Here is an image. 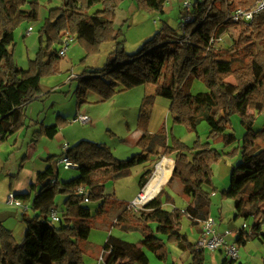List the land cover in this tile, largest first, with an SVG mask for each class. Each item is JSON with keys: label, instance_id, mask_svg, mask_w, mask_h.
Segmentation results:
<instances>
[{"label": "trees", "instance_id": "trees-1", "mask_svg": "<svg viewBox=\"0 0 264 264\" xmlns=\"http://www.w3.org/2000/svg\"><path fill=\"white\" fill-rule=\"evenodd\" d=\"M121 1L63 0L60 6L50 8L38 31V51L28 67L21 68L12 59L4 38L12 40L14 29L22 21H37L40 4L38 0H0V146L8 137L28 127L26 107L41 96V79L60 72L61 59L52 46L59 43L61 32L74 35L86 57L97 54L104 42L116 41L113 20ZM135 1L138 9L159 13H163L167 2ZM255 1L195 0L188 12L193 19L179 33L164 24L134 54L125 53L122 41H116L113 58L103 67H87L75 77L79 96L93 93L102 102L141 84L168 89L172 125L183 124L196 134V139L187 145L164 124L149 133L147 110L153 104V96L147 95L141 101L137 119L141 132L135 141L139 152L119 159L105 144L81 139L68 146L63 154L81 172L64 182L57 179L53 156H47V166L37 171L30 191L14 193L19 199H31L29 209L21 213L27 236L17 242L11 230L0 223L1 264H84V244L93 222L108 218L111 209L120 210L110 222L111 228L123 232L139 230L142 238L133 243L108 235L100 247L104 264H149L147 251L165 261L170 243L190 254V264H204V249H196L187 234L181 232V219L186 216L191 226H198L210 216V195L217 192L213 165L224 156L236 154L239 161L231 166L229 185L219 194L222 199L233 200V220L252 219L249 225L243 222L246 227L237 228L236 244L245 246L252 240L264 243V123L254 127L256 114L264 111V11L256 14L250 24L224 20L229 11L252 7ZM96 5L100 9L89 13ZM228 26L240 27V33L234 40V49L223 58L220 48L215 49L210 40L213 32L220 34ZM194 79L201 81L206 90L193 93ZM197 106L208 110L198 115ZM232 114L239 117L244 127L240 142L230 131ZM200 120L206 121L211 142L200 140L196 129ZM67 122L60 115H56L52 124L36 122L33 142L41 137L53 139ZM236 141L237 146L229 152L214 147L217 143L229 146ZM157 155L172 156V173L165 186L139 210L127 208L126 202L105 192L108 181L126 176L132 167L145 164ZM21 168L20 164L18 171ZM146 173L139 178L140 189L147 183ZM174 182L180 184L181 193L190 196L191 201L182 209L168 210L163 205L174 204L167 191ZM82 184L86 188V200L76 191ZM58 195H64V201L59 221L55 223L49 212L56 208ZM88 203H97L95 211H91ZM234 262L224 258L222 264Z\"/></svg>", "mask_w": 264, "mask_h": 264}, {"label": "rangeland", "instance_id": "rangeland-1", "mask_svg": "<svg viewBox=\"0 0 264 264\" xmlns=\"http://www.w3.org/2000/svg\"><path fill=\"white\" fill-rule=\"evenodd\" d=\"M62 1L63 0H38L40 4L39 19L37 21H22L14 29L12 40L4 38L9 50L12 51V59L19 67L27 68L30 60L35 57L39 48V25L41 22L43 23L44 18L47 16L48 10L50 8L60 6ZM171 6L172 8L170 11L165 12L164 10L163 13L147 12L138 9L135 0H122L115 10L113 26L117 33L116 41H122L124 52L127 54L136 53L143 46L144 42L151 39L155 33H157L161 27H163L164 24L179 33L181 31V19L183 16L187 15L189 11L188 9L183 8L177 0H170V3L167 4V8H170ZM96 9H100V5L92 7L89 13H92ZM28 28H31L32 32L26 34V30ZM239 33L240 27L238 26H228L223 30V32L220 33L227 35L219 46L220 50L222 51L223 58H227V55L234 49L233 43ZM116 41L106 43L104 42L97 54L86 57L83 48L80 46L78 41L75 40L68 47L66 55L63 58L60 57V72L56 75L43 77L40 81V85L47 86L48 88L56 85L57 83H60V87L55 91H45L41 89V97L29 105L25 111L26 123L29 124L26 129L31 128V135L32 132L37 129L35 122L36 119L39 120V122L41 120L48 122L49 119L55 117V113H61L62 117L63 115L68 117L67 120L69 122L58 129L59 131L61 129L62 133L66 134L64 140L57 139V136L53 137L54 139H44L50 146L49 153L53 156L52 162H55V171L57 170L58 172L57 179L59 182L67 181L77 176L81 172V170H78L75 167L64 169L62 166L57 165V160L59 157L63 156L66 150L62 147L64 142L68 141L70 144L69 146L74 145L81 139L103 143L109 148L112 154L119 159H126L132 156L135 152H139L140 147L137 145L134 139L137 133L140 134L141 132L137 128V119L141 101L143 97L147 95L153 96V104L149 105L147 110V131L149 133L157 131L161 125L164 124L168 131L172 129V133L187 145H191L196 139V134L189 131L183 124L172 125L171 116L168 111L170 101L168 96H170V92L168 89L158 87L154 84H141L135 86L126 91L119 92L117 95L115 94L106 102H96L95 100L97 98L100 99V97L96 94H92L87 99L88 102H80L81 99H86L88 93L84 97L79 96L76 91V79L74 78L71 80V83H69L68 80H66L67 74L74 73L79 75L87 67L91 69L103 67L108 60L113 58L112 52L115 49L114 44ZM45 44L46 43L43 41L42 45L45 46ZM58 46L59 43H56L52 47L57 50ZM83 57L84 61H81ZM205 90L206 88L201 81L197 79L192 81L191 91L193 93ZM98 103L101 104L98 105ZM206 108L207 107L205 106H197L196 113L201 115L204 111L208 110ZM77 113L86 114L87 116L89 115L91 118V123L83 125L78 122L71 121L73 116ZM230 120V131L235 133L237 141L240 142L243 137L244 127L240 123V119L237 115L232 114L230 116ZM263 123L264 111L256 114L254 127L259 128ZM196 129L201 141L211 142L207 137L209 127L205 120H200ZM29 139L30 138L27 139L23 146H21L22 140H19L20 146L14 153V157L16 158L17 162L15 166V159L12 158L9 161L7 168H3L5 157L8 155L6 152L0 153V219L3 218V223L10 227V230L12 229L11 233L17 242L18 240L16 235H19V226L20 224H24L21 221V213L23 210L18 208V206H8L9 204L6 202V198L11 189L22 190L23 188H27L26 192L30 191L31 184L33 182L30 183L28 180L27 168L24 169L23 165L27 167L26 164L28 163L30 166H32L38 164V162L29 160L28 156H30V148H28L27 145L30 143ZM237 141L229 146H223L222 143H217L214 144V147L222 150L223 152H229L237 146ZM40 146L41 143L37 146H34V148ZM45 153L47 152L43 153L42 158L46 159L48 154ZM162 158L163 156L157 155L154 157V159H151L145 164H139L132 167L126 176L108 181L105 185V192L113 193L117 199L128 204L138 194V179L140 175L143 172H146V170H149L150 175L148 176V179L153 176L156 171V165H158ZM238 161V154L235 156L229 155L224 156L213 165V182L217 187V192H215L217 194L214 196L210 195L212 198L210 215L219 222L218 212L219 210L221 211V215L224 218V226L219 222L220 229L231 230L240 228L243 222L249 225L252 221V219H248L246 221L243 219L233 220L232 216L235 209L232 200L230 198L222 199L219 194L221 189L228 187L231 166H234ZM20 164L22 165V168L18 171V166ZM14 167H16L17 171L12 170ZM23 169L24 171L21 173ZM172 189L175 191L174 194H176V207L180 209L184 208V203H186L189 197L181 193V186L178 184V182H174L172 184ZM21 201L23 203L30 204L31 199H21ZM63 201L64 195H58L55 198V206L57 208L58 214H61L62 212ZM88 206L92 211H95L96 207L93 204H88ZM28 212L30 213V210H28ZM114 217V214H111L108 218H97L93 222L94 226L90 231L91 242L95 241L96 237L101 236V234L107 231L105 227L109 226ZM115 230L118 231V229ZM180 230L181 232L187 234L189 241L194 243L200 233V225L191 226L189 219L184 216L181 219ZM123 233L126 235L128 240L135 242H137L139 237H142L139 230ZM93 246L94 245H92V243L86 242L84 244V264H97V261L99 262V253L94 251L96 246H94V248ZM100 247L98 248L100 249ZM168 248L169 253L165 261L158 260L153 254H150L151 260L149 259V264H190L191 257L188 253L184 255V258H179L176 252L173 251L169 245ZM240 248L243 247L240 246ZM217 252V250L209 251L205 249L204 264H221L222 256ZM243 252L244 253L241 254L240 251L239 254L240 257H243V261L246 262L247 259H250L251 262L249 264H255L259 259H261L259 255L263 254L264 251L263 249L258 250L254 247H251V245H248V249L246 250L243 248ZM238 263L239 261H235L233 264Z\"/></svg>", "mask_w": 264, "mask_h": 264}, {"label": "built area", "instance_id": "built-area-1", "mask_svg": "<svg viewBox=\"0 0 264 264\" xmlns=\"http://www.w3.org/2000/svg\"><path fill=\"white\" fill-rule=\"evenodd\" d=\"M177 1L183 8H186L189 11L192 9L195 0H177ZM262 11H264V0H256L252 7L249 8L240 7L229 11L226 14L224 20L233 23L242 22L244 24L245 23L250 24L254 19V16ZM192 19H193V15L190 13L183 16L180 22L181 28H183V26H185V24H187ZM31 32H32L31 28H28L26 30V34H29ZM226 36L227 35L216 34L215 32H213L210 40L212 46L215 49L219 48V46L223 42V39ZM75 40H76L75 36L70 34L69 32L67 31L61 32L59 46L57 49L58 56L63 58L66 55V51L68 47ZM88 120L89 117L86 114H76L73 117V121L81 124L88 123ZM67 147L68 145H64L63 148L66 149ZM57 165L62 166L64 169H69L72 167L76 168V165L64 155L59 157V159L57 160ZM156 169H157V165H156ZM144 188H142L141 191L138 192V194L134 197V199L127 204V208L133 211H137L155 195L153 194L148 199L144 198L142 194ZM76 191L79 194H83L84 200L87 199L86 188L84 184L78 186L76 188ZM6 202L9 205L18 206L22 210H27L30 205L29 203H23L21 199L17 198L12 192H9V194L7 195ZM49 217L55 223L59 221V214L56 208H52L50 210ZM199 225H200V233L196 241L194 242L196 249H201V250L207 249L209 251L219 250L223 252L225 258L232 261H235L239 258V246L235 242V236L238 232L237 228L234 230L220 229L218 220H216L212 216H208V218L201 221ZM242 227H246V224L243 223Z\"/></svg>", "mask_w": 264, "mask_h": 264}, {"label": "crops", "instance_id": "crops-1", "mask_svg": "<svg viewBox=\"0 0 264 264\" xmlns=\"http://www.w3.org/2000/svg\"><path fill=\"white\" fill-rule=\"evenodd\" d=\"M170 3V0H168L166 3H165V5H164V10H165V12L166 11H170L171 10V8H172V6L170 7V8H167V4H169ZM41 25H42V22L40 23V25H39V28L41 27ZM62 71V70H61ZM76 76H78V75H76V74H74V73H69V74H67V76H66V80H68V82L69 83H71V80H73ZM60 84V83H59ZM58 83L56 84V85H54V86H52V87H50V88H48L47 86H42V85H40V88L41 89H43V90H45V91H50V90H52V91H55L56 89H58L59 87H60V85H59ZM93 93H88V95H87V97H86V99H81L80 100V102H88L87 101V99L92 95ZM94 95V94H93ZM117 95V94H116ZM41 97V96H40ZM39 97V98H40ZM38 98V99H39ZM37 100V99H36ZM35 101V100H34ZM34 101H32V102H30L28 105H27V107L29 106V105H31ZM96 102H101V99H96L95 100ZM101 103H98V105H100ZM27 107H26V109H27ZM207 109V108H206ZM206 111H204L203 112V114L205 113ZM202 113V112H201ZM77 114H81V113H77ZM56 115H60V116H62L61 115V113L60 114H56L55 113V117H56ZM76 115V114H75ZM74 115V116H75ZM73 116V117H74ZM55 117L54 118H52V119H49L48 120V122H46V121H40V122H42L43 124H52L54 121H55ZM63 117L64 118H66V119H68V117H66L65 115H63ZM88 117H89V120H88V123H86V125L87 124H90L91 123V118H90V116L88 115ZM71 121H73V118L71 119ZM35 122H39V120H35ZM81 124V123H80ZM84 125V124H83ZM168 127H169V125H168ZM30 130H31V128L30 129H26V128H23V129H20L18 132H16L14 135H11L10 137H8V139L0 146V153L1 152H6L7 153V157H5V163H4V165H3V168H7V165H8V163H9V161L12 159V158H14L15 160H14V166H15V164L17 163L16 162V158L14 157V153H15V151H17L18 150V148H19V140L21 139L22 140V143H21V146H23L24 145V143L27 141V139L28 138H30L29 139V142L31 143V145H30V143L29 144H27L28 145V148H30L29 150H30V156H28L29 157V160H34V161H37L38 162V164H35V165H32V166H30L29 165V163L28 164H26V166L27 167H25L24 165H23V167H24V169L25 168H27V176H28V180L30 181V183H32V182H34L35 181V179H36V173H37V171H41V170H43L46 166H47V163H46V161H45V158H42V155H43V153L44 152H47V153H45V154H48V156L50 155V146L48 145V142H46L44 139L46 138V137H41L38 141H36V143L35 142H33V139H32V135H31V132H30ZM59 131V130H58ZM60 131H61V129H60ZM57 132L56 133V135L55 136H57L58 138L57 139H59V140H64V138H65V136H66V134L65 133H62V131L61 132ZM30 133V134H29ZM30 137H29V136ZM138 135H139V133H137V135L135 136V139H134V141L136 140V138L138 137ZM54 136V137H55ZM32 139V140H31ZM54 139V138H53ZM32 142H31V141ZM41 143V146L40 147H35L34 148V146H37L38 144H40ZM64 145H70L69 144V142L67 141V142H64L63 143ZM32 145H33V147H32ZM64 145L62 146V147H64ZM136 153V152H135ZM9 155H10V157H9ZM8 157H9V159H8ZM163 157H166V156H163ZM171 157V156H170ZM40 158V159H39ZM172 158V157H171ZM151 159H154V157H152ZM173 165H174V160H173ZM173 165H172V167H171V172H170V176H171V173H172V169H173ZM24 169L21 171V173L24 171ZM12 170H14V171H17V169H16V167H14V169H12ZM147 171V173H146V175H145V177L147 178V183L146 184H148L149 183V180H150V178L148 179V176L150 175V173H149V170H146ZM20 173V174H21ZM144 173V172H143ZM142 173V174H143ZM19 174V175H20ZM141 174V175H142ZM140 175V176H141ZM170 176H169V178H170ZM140 178V177H139ZM168 178V179H169ZM168 179H167V181H168ZM138 181H139V179H138ZM166 181V182H167ZM166 182H164L161 186H160V188L162 187V186H165V184H166ZM146 186V185H145ZM28 187V186H27ZM159 188V189H160ZM158 189V190H159ZM140 188H139V190H138V192H140ZM158 190L155 192V194L158 192ZM27 191V188H23L22 190L21 189H14V190H10L9 192H12V193H19V192H26ZM167 191L172 195V197H173V199H174V204L172 205V204H168V203H165L164 205H163V208H165V209H168V210H171V209H173V208H177L176 207V201H175V195L176 194H174L175 193V191L172 189V187H168L167 188ZM107 193V192H106ZM217 193H213V192H211V195H216ZM189 198H188V200L186 201V203H184L185 204V206L191 201V197L190 196H188ZM232 200V199H231ZM183 201V200H182ZM184 202V201H183ZM232 202H233V200H232ZM88 204H93L95 207H96V205H97V203H88ZM8 206H11V205H8ZM13 206V205H12ZM11 206V207H12ZM15 207H17V206H15ZM19 208V207H18ZM4 211V210H3ZM92 211V210H91ZM119 211L120 210H118V209H111L110 210V215L111 214H114V219L113 220H115V218L117 217V215H118V213H119ZM2 212V211H1ZM218 214H219V222L221 223V225H223L224 226V218L222 217V213H221V211L219 210V212H218ZM211 216V215H210ZM5 218V217H4ZM112 220V221H113ZM0 223L2 224V225H5L4 223H3V218L2 219H0ZM6 226V225H5ZM8 229H10V227H8V226H6ZM106 229H107V231L105 232V233H103V234H101V236H98V237H96L95 239V241H93V242H91V235H90V233H89V236H88V240L86 241L87 243H92V245H94V246H96V248H94V246H93V248H94V251H96V252H98L99 253V255H98V257H99V262L97 261V264H103V260H102V256H101V250L98 248V247H100V246H102L103 245V243L105 242V239H106V237L108 236V235H112V236H115V237H118V238H120V239H123V240H126V241H130V242H133V243H136L135 241H131V240H128L127 238H126V235L121 231H116L115 229L116 228H111L110 227V224H109V226H106L105 227ZM236 229V228H235ZM12 230V229H11ZM19 235H16L17 236V240H18V242H21L26 236H27V227H26V225L25 224H20V226H19ZM231 230H234V229H231ZM100 237H101V239H100ZM142 237H139L138 238V240H137V242L138 241H140V239H141ZM191 242V241H190ZM192 244H194L193 242H191ZM248 245H251V247H254V248H256V249H258V250H261V249H263V251H264V243H260L259 241H257V240H252V241H248L247 243H246V245L245 246H242L243 248H245L246 250L248 249ZM169 247H171V249L173 250V251H175L176 252V254L179 256V258H184L185 256V254H187L188 252L187 251H183V250H181V249H179L178 247H177V245L175 244V243H170L169 244ZM243 248H240L239 247V254H240V251H241V254H243L244 252H243ZM218 252V254L219 255H221L222 256V259H221V264H222V261L224 260V254H223V252L222 251H219V250H217ZM247 252H250V251H247ZM150 254H152L151 252H149V251H147V255H148V258L151 260V255ZM189 254V253H188ZM260 254V253H259ZM190 255V254H189ZM244 256V255H243ZM260 257H261V259H259L255 264H263V262H264V252H263V254H260L259 255ZM191 257V256H190ZM239 259V260H238ZM237 260H235V261H239V263L238 264H249L250 262H251V260L250 259H247L246 260V262H244L243 261V257H240L239 256V258H238ZM101 260H102V262H101ZM190 262H191V260H190Z\"/></svg>", "mask_w": 264, "mask_h": 264}, {"label": "bare ground", "instance_id": "bare-ground-1", "mask_svg": "<svg viewBox=\"0 0 264 264\" xmlns=\"http://www.w3.org/2000/svg\"><path fill=\"white\" fill-rule=\"evenodd\" d=\"M173 158L163 157L157 165V169L143 190V197L148 199L167 181L170 176Z\"/></svg>", "mask_w": 264, "mask_h": 264}]
</instances>
